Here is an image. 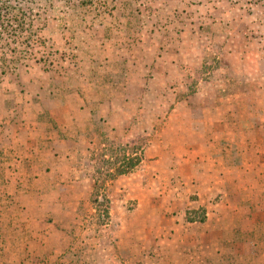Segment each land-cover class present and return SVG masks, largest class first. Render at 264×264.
Returning <instances> with one entry per match:
<instances>
[{"label":"crops","instance_id":"0c3cea01","mask_svg":"<svg viewBox=\"0 0 264 264\" xmlns=\"http://www.w3.org/2000/svg\"><path fill=\"white\" fill-rule=\"evenodd\" d=\"M196 20L183 23L174 40L148 35L137 51L86 33L68 79L44 100L16 105L6 149L40 161L36 171L47 173L43 187L50 191L38 198L54 207L53 215L2 216L8 223L13 218L15 239L31 252L24 264H216V255L221 264H264L257 214L233 213L231 207L232 197L264 204V25L260 35L239 28L223 34L225 53L215 63L199 52L202 38L189 27ZM117 61L126 73L112 68ZM235 130L244 131L248 146ZM107 141L137 147L127 155L140 159L111 183L138 204L132 215H110L111 242L87 224L93 215H72V206L85 204L95 184L88 157L104 153ZM231 141L239 156L232 157ZM81 143L86 147L78 148ZM237 156L239 176L255 175L235 182L219 178ZM16 184L14 179L3 186ZM224 184L215 202L213 190ZM12 193L17 198L26 192ZM194 206L207 208L204 221L186 219Z\"/></svg>","mask_w":264,"mask_h":264},{"label":"rangeland","instance_id":"374dc122","mask_svg":"<svg viewBox=\"0 0 264 264\" xmlns=\"http://www.w3.org/2000/svg\"><path fill=\"white\" fill-rule=\"evenodd\" d=\"M206 6L211 7L208 9ZM196 18L189 27L202 38L199 52L214 58L216 63V57L225 53L223 34L228 31L232 34L234 28H239V31L248 30L253 35H260V27L264 25V0H0V264H24V260L31 256V252L23 250L22 242L14 237L17 223L13 218L9 223L3 221L2 216L54 213L52 204L38 198L43 191H50L43 187L47 183V173L36 171L40 168V161L25 156L14 157L6 149L7 131L13 129V121L10 122L8 117L17 113L16 105L22 101L44 100L54 85H61L68 79L76 68L79 45L89 39L86 33H91L93 39L99 37L115 45L117 49L137 51L136 47L148 44L145 41L148 35L161 33L168 40H174L182 24ZM231 21L235 26L226 25ZM214 24L212 29L210 26ZM111 66L126 73V65L122 62H113ZM118 75L123 76L120 72ZM174 98L172 95L169 99L173 102ZM235 131L245 135L248 146L244 131ZM231 142L233 144L234 141ZM83 147L86 145H78V148ZM88 159L92 168L95 164L102 173H113L104 172V169H111L110 157L101 155ZM9 163L14 164V169L13 166L7 168ZM249 174L251 178L255 175L248 172V177ZM14 179H17V184L13 189L3 186L6 181ZM114 187L115 184H111L101 191L108 200L102 208L97 209L92 200L90 202L89 195L85 204L72 206V215H93L92 219H87V224L103 231L99 235L103 242H111L108 232L112 227L110 215H132L138 206L132 200L127 202L131 199L126 198L127 193ZM225 191L226 184L221 191L213 190L218 195L215 202ZM12 192L15 195L26 193L16 198ZM233 193H238V190L233 188ZM232 199L233 213L257 214L256 235L264 251V204L251 205L247 200L246 205L241 199ZM149 207L153 209L154 205ZM149 207L146 205L147 209ZM206 209L197 206L187 210L186 219L202 222L206 218ZM106 210L109 214L104 212ZM254 221L253 216L251 222ZM214 260L221 264V255H216ZM118 264L125 263L119 260Z\"/></svg>","mask_w":264,"mask_h":264},{"label":"trees","instance_id":"16d2710c","mask_svg":"<svg viewBox=\"0 0 264 264\" xmlns=\"http://www.w3.org/2000/svg\"><path fill=\"white\" fill-rule=\"evenodd\" d=\"M106 144L107 146L104 148V153H102L101 155L102 156L108 155L110 156V158H114V159L112 163L109 165L111 169L110 170L104 169V172H113V173L110 175H108V173L106 174L102 173L101 171L102 169L98 166L96 168H92L88 173L90 179H93L95 181V184L92 187V192L89 195V200L90 202L92 200V203L97 207V209L104 207L108 203L107 196L102 194L101 191L106 190V188L109 187V185L118 177L131 173L138 166L140 162V159L138 157L136 156L132 157L131 155H127L128 152H132V151L135 152L137 148L122 146L121 144H116L115 142H110V141H107ZM224 145H226L225 141H224ZM227 147L229 148V146ZM231 148H232V157L234 156V153H237V155L240 153L237 148V145L233 144ZM238 156L235 158V162H233L235 164L229 167L227 172L224 171L225 173H223L222 171H218L219 178H222V176L225 175V178H229L230 180L233 179L235 181L238 179L246 178V176H248L247 175L248 173L242 177L239 176L238 173L240 168L239 162H241L242 159L241 157ZM236 165H238V167H235ZM92 172H94L95 174L91 175ZM237 173L238 175H236ZM249 176H251V174H249ZM104 212L109 214L108 210Z\"/></svg>","mask_w":264,"mask_h":264}]
</instances>
